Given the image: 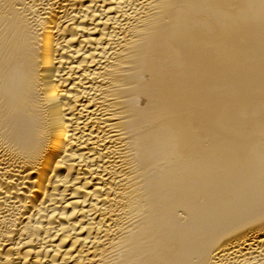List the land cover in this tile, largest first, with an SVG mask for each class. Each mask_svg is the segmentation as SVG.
<instances>
[{
	"label": "bare ground",
	"instance_id": "obj_1",
	"mask_svg": "<svg viewBox=\"0 0 264 264\" xmlns=\"http://www.w3.org/2000/svg\"><path fill=\"white\" fill-rule=\"evenodd\" d=\"M0 264H264V0H0Z\"/></svg>",
	"mask_w": 264,
	"mask_h": 264
}]
</instances>
